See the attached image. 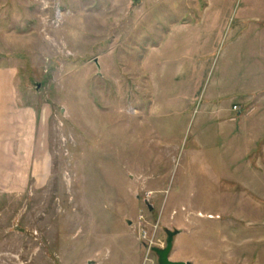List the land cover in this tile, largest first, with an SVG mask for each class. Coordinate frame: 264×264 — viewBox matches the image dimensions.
<instances>
[{
	"label": "rangeland",
	"instance_id": "obj_1",
	"mask_svg": "<svg viewBox=\"0 0 264 264\" xmlns=\"http://www.w3.org/2000/svg\"><path fill=\"white\" fill-rule=\"evenodd\" d=\"M263 23L264 0H0V264H157L172 228L170 259L264 264L238 103Z\"/></svg>",
	"mask_w": 264,
	"mask_h": 264
},
{
	"label": "crops",
	"instance_id": "obj_2",
	"mask_svg": "<svg viewBox=\"0 0 264 264\" xmlns=\"http://www.w3.org/2000/svg\"><path fill=\"white\" fill-rule=\"evenodd\" d=\"M262 32L264 31V23H263V29L261 30ZM235 34L233 36H238L239 37H234V39H238V38H241L240 37V33L241 32H238L237 30L234 32ZM236 33H239V34H236ZM167 36V35H166ZM251 46H250V43L248 45V54H250L251 52ZM229 75V74H228ZM258 78V77H257ZM263 78V75H259V79H262ZM253 79L252 77V74H240V77L236 74H231L230 77L228 78V80H231L232 83H236L237 80H240V81H244L246 83V80L248 81V84L251 82V80ZM253 83V81H252ZM228 91V90H227ZM223 92V91H221ZM262 92V91H261ZM251 93V90H248L247 92L244 90L242 92L239 93V95H241V98H240V103H244L243 105H245V112L247 114V116H249V113L250 112H256V113H259L258 115V119L257 120H254L253 123H244L243 127L245 128V133L248 134V138L250 141H251V138H252V141H257V140H260V139H263L262 143L264 144V95H263V92L256 98H254L252 100V94H249ZM254 101V102H253ZM232 104H236L238 105L237 103H234L232 102L230 104V107ZM235 110V109H233ZM232 119V118H231ZM253 135V136H252ZM261 157H263V167H264V149H263V153L261 155ZM263 214H264V207H263Z\"/></svg>",
	"mask_w": 264,
	"mask_h": 264
},
{
	"label": "water",
	"instance_id": "obj_3",
	"mask_svg": "<svg viewBox=\"0 0 264 264\" xmlns=\"http://www.w3.org/2000/svg\"><path fill=\"white\" fill-rule=\"evenodd\" d=\"M138 1L139 0H131V3L134 4ZM36 85H37V83H36ZM145 203H147V202L145 201ZM148 208H150L149 205H148ZM179 231H180L179 228L165 229L166 236H165L164 245L161 247L156 246V247L152 248L156 254V263L157 264H190L189 260L170 259L168 257V252H169V249L171 247L172 236Z\"/></svg>",
	"mask_w": 264,
	"mask_h": 264
},
{
	"label": "built area",
	"instance_id": "obj_4",
	"mask_svg": "<svg viewBox=\"0 0 264 264\" xmlns=\"http://www.w3.org/2000/svg\"><path fill=\"white\" fill-rule=\"evenodd\" d=\"M232 108L237 109L235 105H232ZM142 236L144 237V233L142 234Z\"/></svg>",
	"mask_w": 264,
	"mask_h": 264
}]
</instances>
